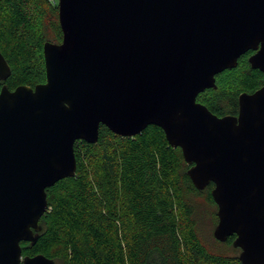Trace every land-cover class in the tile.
Masks as SVG:
<instances>
[{
	"label": "water",
	"instance_id": "water-1",
	"mask_svg": "<svg viewBox=\"0 0 264 264\" xmlns=\"http://www.w3.org/2000/svg\"><path fill=\"white\" fill-rule=\"evenodd\" d=\"M57 15L44 83L0 89V264H55L21 243L37 242L46 190L75 175V142L96 144L101 125L128 138L160 128L193 187L213 185V238L264 264V84L235 116L196 101L248 52L264 75V0H58ZM10 72L0 53V82Z\"/></svg>",
	"mask_w": 264,
	"mask_h": 264
},
{
	"label": "trees",
	"instance_id": "trees-1",
	"mask_svg": "<svg viewBox=\"0 0 264 264\" xmlns=\"http://www.w3.org/2000/svg\"><path fill=\"white\" fill-rule=\"evenodd\" d=\"M61 40L57 6L0 0V53L11 71L5 81L9 90L43 83V44ZM249 54L218 74L216 88L196 101L218 117L235 116L238 96L264 84V75L250 68ZM226 73L235 75L228 86L219 82ZM74 155L75 175L46 190L48 209L38 240L33 246L21 243L23 256L42 254L55 264H241L234 236L223 244L235 255L203 243L194 199L204 195L215 205L213 185L203 191L193 187L180 149L169 146L160 128L150 125L128 138L101 125L97 143L75 142Z\"/></svg>",
	"mask_w": 264,
	"mask_h": 264
},
{
	"label": "rangeland",
	"instance_id": "rangeland-1",
	"mask_svg": "<svg viewBox=\"0 0 264 264\" xmlns=\"http://www.w3.org/2000/svg\"><path fill=\"white\" fill-rule=\"evenodd\" d=\"M51 5L57 6L58 0H46ZM46 36L50 41H53V35L49 29L46 30ZM235 81V75L231 73H226L220 78V83L223 85H231ZM197 207V228L203 243L210 249L216 252H221L224 254L235 255L233 248L231 246L225 245L223 243H218L213 238V230L217 224L216 218V206L208 203L205 200V196H198L194 199Z\"/></svg>",
	"mask_w": 264,
	"mask_h": 264
},
{
	"label": "flooded vegetation",
	"instance_id": "flooded-vegetation-1",
	"mask_svg": "<svg viewBox=\"0 0 264 264\" xmlns=\"http://www.w3.org/2000/svg\"><path fill=\"white\" fill-rule=\"evenodd\" d=\"M253 52H250V54L248 55V57L252 54ZM247 54V53H246ZM247 57V58H248ZM44 83V82H43ZM37 85V84H36ZM2 86H6V84H5V81L4 82H0V89H1V87ZM7 87V86H6ZM29 87H31V86H29ZM34 87V86H33ZM33 87H31V88H33ZM8 89V88H7ZM9 90V89H8ZM10 91H13V90H10ZM201 104V103H200Z\"/></svg>",
	"mask_w": 264,
	"mask_h": 264
}]
</instances>
